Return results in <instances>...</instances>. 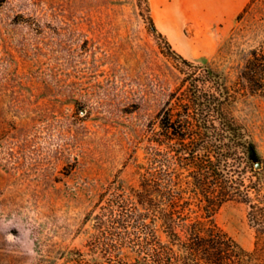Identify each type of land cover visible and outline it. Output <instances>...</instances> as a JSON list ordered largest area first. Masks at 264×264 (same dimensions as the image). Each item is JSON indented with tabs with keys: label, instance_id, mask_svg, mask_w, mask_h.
Listing matches in <instances>:
<instances>
[{
	"label": "rangeland",
	"instance_id": "374dc122",
	"mask_svg": "<svg viewBox=\"0 0 264 264\" xmlns=\"http://www.w3.org/2000/svg\"><path fill=\"white\" fill-rule=\"evenodd\" d=\"M187 6L196 12L167 34L150 0H0V264L115 258L97 216L109 193L138 187L148 124L181 78L149 18L173 50L236 91L231 114L264 173V96L236 86L264 41V0L208 18L203 4ZM213 220L253 248L245 205L227 202Z\"/></svg>",
	"mask_w": 264,
	"mask_h": 264
},
{
	"label": "trees",
	"instance_id": "16d2710c",
	"mask_svg": "<svg viewBox=\"0 0 264 264\" xmlns=\"http://www.w3.org/2000/svg\"><path fill=\"white\" fill-rule=\"evenodd\" d=\"M149 22L181 78L148 124L138 187L109 193L97 216L103 233L115 236L108 264H264V173L231 114L236 91L217 70L184 59ZM236 86L264 96V41L250 51ZM227 202L245 205L251 250L214 222Z\"/></svg>",
	"mask_w": 264,
	"mask_h": 264
},
{
	"label": "crops",
	"instance_id": "0c3cea01",
	"mask_svg": "<svg viewBox=\"0 0 264 264\" xmlns=\"http://www.w3.org/2000/svg\"><path fill=\"white\" fill-rule=\"evenodd\" d=\"M153 12V4L157 10L158 5H165V9L159 10L167 18L171 20V27L176 25L178 19L186 18L188 13L193 15L196 9L194 6H187L188 4L197 5L203 4V12L206 18L212 17L214 13L230 11L235 14L238 11V5H245L249 0H150ZM218 5V7H217ZM174 24V25H173ZM159 26H161L159 24ZM162 28V26H161ZM164 31V30H163ZM167 33V32H166Z\"/></svg>",
	"mask_w": 264,
	"mask_h": 264
},
{
	"label": "bare ground",
	"instance_id": "6f19581e",
	"mask_svg": "<svg viewBox=\"0 0 264 264\" xmlns=\"http://www.w3.org/2000/svg\"><path fill=\"white\" fill-rule=\"evenodd\" d=\"M153 6V17L155 19V22L159 25L162 26L163 30L167 32V34H171V20L167 18L162 12L156 9V7ZM172 25V24H171ZM174 25V24H173ZM176 26V25H175ZM177 30V29H176ZM174 31V30H173ZM173 33V32H172ZM172 36V35H171Z\"/></svg>",
	"mask_w": 264,
	"mask_h": 264
},
{
	"label": "water",
	"instance_id": "95a60500",
	"mask_svg": "<svg viewBox=\"0 0 264 264\" xmlns=\"http://www.w3.org/2000/svg\"><path fill=\"white\" fill-rule=\"evenodd\" d=\"M260 167V165L257 163L256 165H255V169H258Z\"/></svg>",
	"mask_w": 264,
	"mask_h": 264
}]
</instances>
